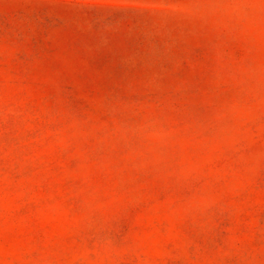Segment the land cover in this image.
<instances>
[{
	"label": "rangeland",
	"instance_id": "374dc122",
	"mask_svg": "<svg viewBox=\"0 0 264 264\" xmlns=\"http://www.w3.org/2000/svg\"><path fill=\"white\" fill-rule=\"evenodd\" d=\"M0 264H264V0H0Z\"/></svg>",
	"mask_w": 264,
	"mask_h": 264
}]
</instances>
